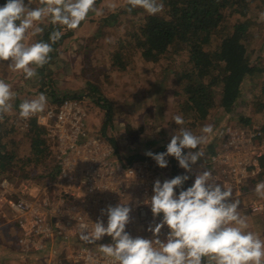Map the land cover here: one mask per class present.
<instances>
[{
	"label": "clouds",
	"instance_id": "1",
	"mask_svg": "<svg viewBox=\"0 0 264 264\" xmlns=\"http://www.w3.org/2000/svg\"><path fill=\"white\" fill-rule=\"evenodd\" d=\"M127 4L128 12L141 8L149 15L164 9L162 0H127ZM95 5L96 0H40V6L31 7L26 0H6L0 6V61L9 62L7 67L22 72L25 80L39 79L37 69L50 63L53 45L63 32L52 31L50 42L25 43L28 36L42 33L38 24L45 19L53 25L76 29L89 13L101 14ZM16 95L11 85L0 79V120L13 110ZM47 104L44 93L25 99L18 106L19 117L30 119L43 113ZM173 120L180 127L171 135L166 152L148 151L145 155L162 169L168 167L167 157H174L182 169L192 173L191 165L204 156L203 151L192 150L208 142L214 134L213 126L206 124L197 135L184 127L182 114ZM184 150L189 151L185 154ZM188 179L187 175H178L163 183L159 179L154 182V194L145 203L154 217L162 214L161 223L149 227L156 238H133L126 232L131 208L122 203L101 210V217L107 216L106 226L100 218L91 222V227L81 224L80 240L96 245L103 237H111L112 243L99 244L98 248L112 264H264V238L249 230V217L240 211V201L232 198L231 188L222 187L211 171L204 170L196 173L193 185L177 196L174 189L182 188ZM254 191L264 199V180L256 184ZM165 226L170 230L166 242L158 238Z\"/></svg>",
	"mask_w": 264,
	"mask_h": 264
},
{
	"label": "built area",
	"instance_id": "2",
	"mask_svg": "<svg viewBox=\"0 0 264 264\" xmlns=\"http://www.w3.org/2000/svg\"><path fill=\"white\" fill-rule=\"evenodd\" d=\"M55 99V97H54ZM79 97L65 96L54 101L43 113L22 119L23 127L35 119L44 134L56 143L57 179L45 185L33 180L16 181L0 177V216L21 235L15 249L21 254L44 252L47 243L61 238L67 248L65 264H112L93 245L80 240V225L103 219L101 210L127 203L131 208L126 232L133 238L154 239L149 227L161 223L154 217L149 204L154 182L163 183L160 168L148 156L132 155L110 161L116 150L106 135H86L85 111ZM163 149L152 153H163ZM131 157V158H130ZM264 157V132L258 125L225 124L218 148L206 154L207 169L222 187L231 188L233 197L242 195L243 185L259 174V161ZM252 213H261L260 201L249 203ZM170 230L161 229L159 239L166 242ZM111 243L112 239L109 237ZM58 264H62L59 259Z\"/></svg>",
	"mask_w": 264,
	"mask_h": 264
},
{
	"label": "rangeland",
	"instance_id": "3",
	"mask_svg": "<svg viewBox=\"0 0 264 264\" xmlns=\"http://www.w3.org/2000/svg\"><path fill=\"white\" fill-rule=\"evenodd\" d=\"M112 5L115 7L113 8ZM30 6L38 7L39 3L32 2ZM95 7L101 14L89 13L86 20L82 21L76 29H66L64 26L58 25L60 31L63 32V39L51 54L50 63L44 68L43 83L45 85L36 78L25 80L22 72L12 71L7 67L9 63L7 61H0V79L10 84L12 90L17 94L13 105L35 97L38 95L37 90L40 89L48 97L46 109L53 104L55 99L59 100L68 95L79 97L85 111L86 135L96 137L107 135L117 146L116 152L109 157L110 161L114 162L118 154L121 157L132 155L144 157L148 151L153 152L162 148L166 150L171 135L180 127L175 125L173 120V117L179 112L176 108L178 101L172 97V88H169L170 75L168 76L169 72L166 70L168 64L163 59L157 62H145L140 59L138 54H133L124 70H117L111 66L112 54L117 50L118 42L121 40V44L126 45V33L134 29L135 25H138V18L143 17L147 12L141 8H135L128 12L127 0H99ZM117 10L118 12L122 11L118 20H110L105 24L100 22L103 17H107ZM256 13L260 34L254 39L249 55L252 63L258 59L264 63V17L261 16L260 9ZM48 22L49 20L45 19L38 26L43 30L47 29ZM42 38L43 32L35 37L29 35L25 43L37 42ZM262 82L264 79L257 87L252 85L250 80L244 83L242 98L244 102L258 94L259 85ZM90 85H94L96 90L93 91V87ZM94 93H96L94 97L99 99V105L94 102ZM106 102L111 108L108 112L101 106ZM18 106L13 107V110L6 115L18 119L15 126L19 129L13 132L12 139L19 146L17 149L21 156L27 151L26 136L29 132L27 128L23 127L24 123L19 121ZM235 112L233 119L227 124L241 126L238 121L239 116L249 119L253 125L262 123L261 114L250 105L238 107ZM224 116L225 114L216 116V119L219 120L217 124H221L216 127L217 129L209 121L196 124L194 134L199 135L200 129L206 124L213 126L214 134L209 137L206 144L200 145L199 149L192 150L204 152V156L195 165H191L192 173L186 172L174 157L169 156L173 161L176 160L177 164L174 169H168L161 174L163 180H170L178 175H187L189 179L184 183H190L189 187L193 185L195 174L207 169L205 146L214 141L219 128L225 125ZM190 122L189 120L184 127L190 129ZM187 151L189 150H184L185 154ZM38 172H42L41 167ZM20 174L21 172H18L16 176H13L19 177ZM20 180L24 179L20 178ZM20 235L19 229L11 227L0 216V264H58V260L62 258L61 254L53 252L50 257L48 253L20 257L21 253L15 249L17 238ZM54 240L61 252L66 253L67 248L63 245L61 238ZM108 243L111 241L108 236H105L96 245H93V249L99 252L98 245ZM44 256L47 257L44 259L42 258Z\"/></svg>",
	"mask_w": 264,
	"mask_h": 264
},
{
	"label": "trees",
	"instance_id": "4",
	"mask_svg": "<svg viewBox=\"0 0 264 264\" xmlns=\"http://www.w3.org/2000/svg\"><path fill=\"white\" fill-rule=\"evenodd\" d=\"M5 2L0 0V6ZM32 2L40 6V0H29L30 4ZM162 2L164 9L161 13H147L138 18V25L125 35L126 45L121 44V40L118 42L117 50L112 54L111 66L124 70L133 54H138L145 62L163 59L168 64L166 70L170 75L168 82L172 97L178 101L176 108L183 115L185 124L191 121L192 131L199 122L209 121L215 128L219 127L221 124H217L219 120L216 116L220 114H225L223 122L227 124L238 107L250 105L261 114L262 123L258 126L264 132V82L259 85L257 95L247 102L242 99L245 82L250 80L257 87L264 79V63L260 59L252 63L249 55L254 39L260 34L256 11L260 9L264 13V0ZM97 3L99 0H96ZM121 14L122 11H114L100 22L116 21ZM54 30L60 29L49 21L48 28L43 30L42 40H49ZM62 39L53 45L54 49ZM90 86L93 91L96 90L94 85ZM94 96L96 93L93 98L99 105V99ZM18 105L14 103L13 107ZM101 106L107 112L111 110L107 102ZM8 116L0 120V177L15 178L16 181L20 178L33 180L43 185L54 182L58 177L56 143L44 134V129L38 126L35 119H31L27 127V151L19 156V146L12 139L13 132L19 129L15 126L18 119ZM238 121L241 126L251 124L249 119L241 116ZM221 130L219 128L213 142L221 140ZM111 141L116 150L115 142ZM213 142L205 146V153L215 151ZM40 167L42 172L39 173ZM18 172H21L19 177H14ZM262 180L264 157L259 161V174L254 182ZM42 254L30 252L18 255L25 258ZM64 255L61 254L60 258L62 264L66 262Z\"/></svg>",
	"mask_w": 264,
	"mask_h": 264
},
{
	"label": "crops",
	"instance_id": "5",
	"mask_svg": "<svg viewBox=\"0 0 264 264\" xmlns=\"http://www.w3.org/2000/svg\"><path fill=\"white\" fill-rule=\"evenodd\" d=\"M44 42H49V40L44 41ZM46 66H44L43 68H39V70L37 69V72L39 71L38 76H39V80H40L41 84L43 82V80L41 78V71L44 68H46ZM40 90H42V89H40ZM40 90H37L38 94L43 92ZM219 143H220V140L219 141L216 140V142H213V144L215 145V150L218 148ZM162 149L166 152V150L164 148H162ZM170 160H171L170 162L172 164V166L170 168V170H171V169H174V166H175V164H177V161L176 160L173 161V159H170ZM259 182L260 181L254 182V179H250L249 181H247V183L245 185H243V189H242L243 191H241V193H243V194L237 195V196L232 197V198L234 200L238 199L240 201V211L249 217V230L258 233L262 238H264V199L258 198L255 194V191H254L256 184ZM189 185H190V183H184L182 188L174 189L175 194L178 196L179 192L181 190H186L187 188H189ZM253 201H260L263 204V211L261 213H252L248 209L249 203H251ZM159 216L162 217V214ZM52 252L55 254H63L61 252V250L57 247V245H55V241L47 243L45 250L42 253H43V255L48 253V256L50 257L53 254ZM45 257H47V256H44L42 258L45 259Z\"/></svg>",
	"mask_w": 264,
	"mask_h": 264
},
{
	"label": "flooded vegetation",
	"instance_id": "6",
	"mask_svg": "<svg viewBox=\"0 0 264 264\" xmlns=\"http://www.w3.org/2000/svg\"><path fill=\"white\" fill-rule=\"evenodd\" d=\"M44 71H45L44 69L41 71V78H42V80L44 79V76H43Z\"/></svg>",
	"mask_w": 264,
	"mask_h": 264
}]
</instances>
